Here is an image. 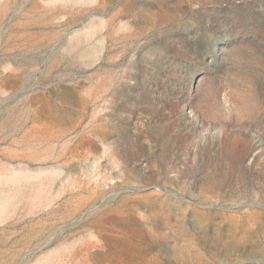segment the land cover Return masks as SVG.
Returning a JSON list of instances; mask_svg holds the SVG:
<instances>
[{
    "label": "rangeland",
    "instance_id": "1",
    "mask_svg": "<svg viewBox=\"0 0 264 264\" xmlns=\"http://www.w3.org/2000/svg\"><path fill=\"white\" fill-rule=\"evenodd\" d=\"M0 264H264V0H0Z\"/></svg>",
    "mask_w": 264,
    "mask_h": 264
}]
</instances>
